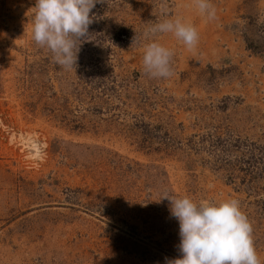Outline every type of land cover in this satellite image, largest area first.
Returning a JSON list of instances; mask_svg holds the SVG:
<instances>
[{
    "label": "rangeland",
    "instance_id": "rangeland-1",
    "mask_svg": "<svg viewBox=\"0 0 264 264\" xmlns=\"http://www.w3.org/2000/svg\"><path fill=\"white\" fill-rule=\"evenodd\" d=\"M99 0L75 69L32 37L35 0H0V264H166L169 197L237 200L264 264V0ZM172 34V75L133 43ZM151 41H143L149 43Z\"/></svg>",
    "mask_w": 264,
    "mask_h": 264
},
{
    "label": "clouds",
    "instance_id": "clouds-1",
    "mask_svg": "<svg viewBox=\"0 0 264 264\" xmlns=\"http://www.w3.org/2000/svg\"><path fill=\"white\" fill-rule=\"evenodd\" d=\"M99 0H35L32 37L34 42L52 53L53 61L66 70L75 69L82 40L88 37L90 15ZM200 13L215 18L211 0H195ZM172 34L189 50L198 41L196 28L179 18L154 23L133 43L144 48L143 64L147 75L169 78L173 52L156 42L162 34ZM143 41H151L143 43ZM170 213L179 222L181 258L166 264H260L252 241V228L237 200L219 204L193 202L189 197L164 196Z\"/></svg>",
    "mask_w": 264,
    "mask_h": 264
}]
</instances>
